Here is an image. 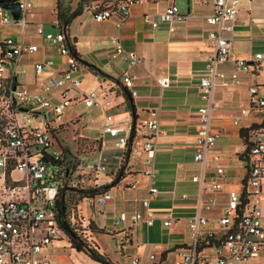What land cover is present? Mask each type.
Here are the masks:
<instances>
[{
    "label": "built area",
    "instance_id": "2783aa9c",
    "mask_svg": "<svg viewBox=\"0 0 264 264\" xmlns=\"http://www.w3.org/2000/svg\"><path fill=\"white\" fill-rule=\"evenodd\" d=\"M141 0H122L112 8L93 9L94 21L115 18L118 27L128 14L130 4ZM17 2L18 14L13 18L11 12L0 5V264H52L48 247L52 242L66 237L57 223L55 200L64 178L73 188H87L82 182L89 175L96 177L105 172L110 164L113 169L109 174H117L124 159L126 138L115 140L112 144L118 153H104L96 148L91 161L82 166L78 159L69 160L67 149L63 150L55 140V132L60 123L59 117L66 106L81 103L85 107L108 106L107 99L101 98L94 91L79 89L80 80L76 76L80 63L72 54L65 40L64 32L56 19V10L51 9L54 17L50 22L53 31L43 33L42 23L33 25V33L39 37V43L26 40V15L31 10L28 0ZM238 0H212V10L205 16L208 24L207 42L210 53L206 57L204 73L199 77L198 90L204 104L195 114V140L192 160L198 165V172L190 180L197 185L195 210L186 221L189 242L187 246L176 249L173 264H241L243 261L264 254V214L261 209L263 200L262 184L264 181V88L258 84L249 85V107L263 113V123L257 129L248 132V140L242 152L244 175L238 192H228L219 207L215 218L218 230L214 232L205 226L210 218L202 214L216 203L214 194L221 191L223 169L217 167L211 176L205 175L206 154L213 147L223 129L210 126V115L218 108L213 98L214 80L223 78L224 72L217 66L227 60L230 42L225 34L234 25L238 10ZM161 22L170 24L180 22V14L174 4H169L159 13ZM143 20L151 27L157 25L149 15ZM11 26L17 30V36L2 31ZM112 48V57L121 56L127 66L137 64L139 58L135 51L124 50L115 35L108 37ZM39 53V58L31 63V78L20 82L23 71L17 66L24 55ZM53 55L60 60L54 62ZM255 53L254 58H260ZM60 65V66H58ZM235 68L248 70L249 63L236 59ZM232 84H236L235 72L228 74ZM129 96H134L131 77L123 74L120 78ZM159 87L168 86V79L156 80ZM34 89H30V87ZM74 91V94H70ZM152 112V110H151ZM120 122L104 112L100 124V137L116 138L127 130ZM134 130H143V164L147 169L143 174L147 179L146 194L140 199L142 212H118L111 216L112 226H120V232L126 241L138 222L146 225L153 223L152 211L148 208L149 199L157 193L155 186L156 170L152 165L154 158L152 139L159 132L158 120L148 117L133 123ZM68 161L72 162L68 166ZM76 162V163H75ZM125 169V168H124ZM117 171V172H116ZM16 174V175H15ZM115 174V175H116ZM136 182L125 184L134 188ZM93 188V187H92ZM243 194V197L240 194ZM184 197V195H181ZM111 198L109 190L98 191L84 197L75 205L77 213L80 207L90 210L103 206ZM239 211V215L237 214ZM69 223L75 222L73 211L68 217ZM79 225L87 228L89 221L82 216ZM177 219L162 221L163 226L176 224ZM211 250L210 255L200 253L202 248ZM153 254L148 255L150 264ZM128 264H141L136 256L130 257Z\"/></svg>",
    "mask_w": 264,
    "mask_h": 264
},
{
    "label": "crops",
    "instance_id": "0c3cea01",
    "mask_svg": "<svg viewBox=\"0 0 264 264\" xmlns=\"http://www.w3.org/2000/svg\"><path fill=\"white\" fill-rule=\"evenodd\" d=\"M169 4H174L177 10L179 8V13L184 15L182 21L172 24L171 31L168 29L170 24L158 19L159 13ZM54 5L55 0H52V9ZM237 7L233 28L225 34L230 42L227 60L217 66V70L224 72L225 76L215 79L213 88V98L218 102V108L211 112L210 126L213 129H223V133L207 152L205 162L206 176H211L217 167L223 169L220 179L221 191L214 194L216 203L208 210L202 209V214L210 218L205 227L214 232L218 230L215 218L226 194L240 190L244 175L242 152L248 140V132L259 128L263 123V113L249 107L247 88L252 84L264 88V0H238ZM83 9L91 11V8L82 7L81 12L70 20L64 35L67 44L73 45V55L81 66L76 72L80 80L79 89L94 91L109 102L108 106L93 107L97 109L98 130L92 140L99 141L97 149L104 153H118V150L112 147L113 142L127 139L131 124L150 116L158 120L159 132L152 139V165L156 170L157 193L149 199L148 208L153 213V223L146 225L142 221L138 222L128 236V241L122 236L120 226L111 224V216L115 213L144 210L140 205V199L145 196L147 186V179L143 174L147 166L143 164L145 154L141 149L144 140H135V137L142 138L143 130H134L123 177L109 187L111 198L94 210L81 206L80 213L90 220L92 225L101 227L103 225L96 224L93 217L102 215L105 210L110 221V227L107 228L112 232L111 235L118 238V250L127 248L124 255L129 256V259L136 256L141 264H150L148 255L153 254L155 258L151 264H170L169 260L173 264L176 249L187 246L189 242L186 221L193 214L196 204L197 185L190 180L191 175L199 169L192 160L194 123L197 108L204 104L199 94L198 80L204 73L206 57L210 53L207 42L209 26L205 22V16L212 10V0H141L129 5L128 14L118 27L115 25V18L94 21L98 25V35L94 38L83 21L78 22V29L73 27ZM31 11L27 15L31 14ZM145 14L157 22L155 27L143 20ZM36 23L28 22L26 27V31H30H27L26 40L32 43L35 42L30 40L31 37L39 39L32 29ZM111 35L117 36L124 50L136 52L139 58L137 64L127 66L121 56L112 57V48L108 43V37ZM258 52L261 57L256 59L254 54ZM53 59L56 62L60 60L57 55H53ZM236 59L248 62L249 69L235 68ZM89 64L105 75L94 74L89 69ZM230 72H235L236 84L229 81ZM123 74L131 77L132 86L129 91L134 90V96H129L128 90H124L120 82ZM82 76L90 77L92 85L85 83ZM160 77L168 79V86L157 85L156 80ZM70 94H74V91ZM76 104L81 103L72 106ZM104 112L111 114L114 120L128 129L120 132L116 138L100 137L99 128ZM241 129L245 132L244 137L240 136ZM131 153L133 158L129 163ZM236 157L240 163L241 174L232 178V175H226V158ZM112 169L113 164H110L101 175L111 172ZM108 180L109 177L102 178L101 184ZM131 181L136 182L135 187H126L125 184ZM261 188V209L264 214V181ZM84 211L91 215L85 214ZM166 219L178 221L176 224L163 226L162 221ZM60 240L61 238L53 241L48 247L52 264L65 262L63 254L56 251L57 242ZM63 240L67 242L66 237ZM96 250L102 254L98 248ZM200 253L210 255L211 250L203 247ZM251 260L264 264V254L260 253L241 264H247ZM120 263L126 262L121 258Z\"/></svg>",
    "mask_w": 264,
    "mask_h": 264
},
{
    "label": "rangeland",
    "instance_id": "374dc122",
    "mask_svg": "<svg viewBox=\"0 0 264 264\" xmlns=\"http://www.w3.org/2000/svg\"><path fill=\"white\" fill-rule=\"evenodd\" d=\"M31 4V14L26 15V20L31 23L41 22L43 33L47 31H53V28L49 25L50 20L54 17L50 14L52 9L51 2L52 0H29ZM78 0H59L60 8L65 11H71L77 4ZM83 7L91 8L92 4L89 2L81 1ZM55 9V5H54ZM179 12V8H178ZM84 22L87 28L90 31V35L92 38L97 37L98 25L94 22L91 11L89 9H83V12L79 19L74 21L73 27L78 29V22ZM2 31L9 32L10 34L17 36V30L11 26H6L2 28ZM28 32L29 29H27ZM31 41L35 43H39V39L35 37L30 38ZM39 58L38 53H33L29 55H24L17 66L18 70H22V75L19 76V81L26 83L31 77L30 64ZM56 62V60H54ZM250 76V75H249ZM82 80H85V83L88 85H92V80L90 77L82 76ZM30 89H34L29 86ZM81 87L84 85L82 83ZM97 117V109L93 107H85L81 104H76L74 106L69 105L66 106L59 117L58 123L61 124L60 129L55 132V140L63 150L67 149L70 154H68L67 159L76 160L78 159L79 163L84 166L85 164L91 161L93 154L95 153L94 148L95 145L91 143L92 139L97 135L98 124L96 122ZM135 140L142 141L143 139L140 137H135ZM134 145V144H133ZM238 156V154H237ZM239 157V156H238ZM132 153L129 156V163L132 161ZM227 160V172L226 175H232L233 177H238L240 175V163L237 159H228ZM72 161V160H71ZM222 162V161H220ZM109 173H105V175L97 174L96 177L89 175L82 182L83 186L94 187L97 188L101 184V179L107 177ZM16 175V174H15ZM235 177V178H236ZM69 194V193H66ZM76 196L72 194L69 198L70 201L68 203L67 208V217H69L71 211H73L75 222L73 224L69 223V226L74 228V233L76 235V239L74 243L76 245L80 242L81 245L86 246L88 248L98 250L103 254L104 259L111 264H121V258L125 260V264L129 261V256L127 257L124 253L127 252V248H123V250H118V238L114 235H111L112 232L110 229V221L107 218V214L104 210L102 215H95L93 218L95 223L98 225H103L98 227L96 225H92L93 223L89 220V225L87 228H82L79 225V218L81 219L82 213H77L75 209L74 203ZM87 215H91L90 213L84 211ZM69 221V220H68ZM91 227L101 228L105 233H96L92 231ZM64 237L61 238L59 242H57L56 251L64 256V263L60 264H102L94 259H92L89 255H87L86 251L79 246L80 250H74V247L71 246L69 242L68 236H66V243L63 240ZM69 246V247H68ZM121 247V246H120ZM121 249V248H120ZM131 255V254H128ZM116 257V259H114ZM172 264L171 260L168 261ZM258 261L251 260L247 264H257Z\"/></svg>",
    "mask_w": 264,
    "mask_h": 264
},
{
    "label": "trees",
    "instance_id": "16d2710c",
    "mask_svg": "<svg viewBox=\"0 0 264 264\" xmlns=\"http://www.w3.org/2000/svg\"><path fill=\"white\" fill-rule=\"evenodd\" d=\"M81 1H85L87 3H91L93 9H102V8H112L114 7L118 2L122 1V0H78L75 8L71 11H65L62 10L60 8V3L59 0H55V10H56V19L59 22V26L61 28V30L64 32V34H66L67 31V26L70 22V20L75 17L76 15H78L81 12L82 9V3ZM69 49L72 52V54H74V49H73V45H69ZM89 69L93 71L94 74H97L99 76H104L105 74H103V72H101L99 69L95 68L94 66L89 64ZM124 88V87H123ZM124 90L126 91V89L124 88ZM135 116V115H134ZM61 126H59L58 129H60ZM240 136L244 137V130L241 129L239 130ZM133 135H134V131H133ZM132 135V137H133ZM92 144L95 145L94 151L96 150V148L99 146V141L98 140H92L91 141ZM243 156H245V154H242V158ZM70 161H68V166H71ZM76 163V162H75ZM126 168V167H125ZM117 172V171H116ZM116 174V173H115ZM115 174H108L107 177H109V180L100 184L98 187H102L104 185H106V189L105 190H109L110 186L115 185L122 177H123V172L121 173V175L119 176V178H116ZM105 175V174H104ZM69 178V177H68ZM68 178H64L61 182V185L58 189V194L55 200V204H56V212H57V223L58 225L62 228V230L64 231L65 235L68 236L69 242L71 243L72 247H78L76 245V243H74V239L71 238L69 236V233H72L74 236V228L69 226V221H68V217H67V208H68V203L70 201V197L72 196V194H74L76 196L75 200L76 203H74L73 205H76L78 202H80L84 197L87 196H91L93 194H96L98 192H94V191H88L86 192L85 190H91L93 189L92 187H87V188H73L67 185V180ZM69 193V194H66ZM240 196L243 197V194L241 193ZM61 199L64 205V224L62 223V217H61V212H60V204H61ZM239 211H237V214L239 215ZM89 225V224H88ZM92 231L96 232V233H105L101 228H95V227H91ZM97 248V247H96ZM93 249V248H88L90 254H91V258L96 260V261H106L103 257V254H99L97 252V250ZM78 250H80V248L78 247Z\"/></svg>",
    "mask_w": 264,
    "mask_h": 264
},
{
    "label": "water",
    "instance_id": "95a60500",
    "mask_svg": "<svg viewBox=\"0 0 264 264\" xmlns=\"http://www.w3.org/2000/svg\"><path fill=\"white\" fill-rule=\"evenodd\" d=\"M0 5L2 7H4L5 9H8L13 18H16L17 17V14H18V6H17V2H11V0H0ZM133 112V111H131ZM132 135H133V123L131 124V127H130V131L128 133V136H127V139H126V150H125V155H124V159L118 169V172L116 174V178H119V176L121 175V173L123 172L124 168H125V165H126V162H127V157H128V153H129V150H130V144H131V139H132ZM66 152H68V150H66ZM106 189V185L102 186V187H97V188H93L91 190H85L86 192L88 191H94V192H98V191H102V190H105ZM60 212H61V217H62V223L64 224V205H63V202H62V199H61V204H60ZM69 236L71 238H73L74 240L76 239V236H74L72 233H69ZM80 246H82V248L86 251L87 255L91 256L90 252L87 250L86 246L84 245H81L80 242L78 243ZM77 244V245H78ZM74 250H78V247H74ZM101 263L103 264H111L107 261H100Z\"/></svg>",
    "mask_w": 264,
    "mask_h": 264
},
{
    "label": "flooded vegetation",
    "instance_id": "af4514ba",
    "mask_svg": "<svg viewBox=\"0 0 264 264\" xmlns=\"http://www.w3.org/2000/svg\"><path fill=\"white\" fill-rule=\"evenodd\" d=\"M78 246V245H77ZM79 247V246H78Z\"/></svg>",
    "mask_w": 264,
    "mask_h": 264
}]
</instances>
